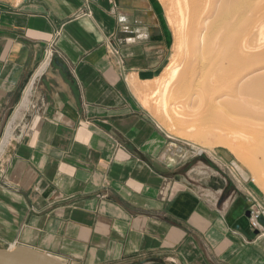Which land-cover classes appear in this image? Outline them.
Here are the masks:
<instances>
[{"label": "crops", "instance_id": "obj_1", "mask_svg": "<svg viewBox=\"0 0 264 264\" xmlns=\"http://www.w3.org/2000/svg\"><path fill=\"white\" fill-rule=\"evenodd\" d=\"M167 54L150 0H0V144L19 116L0 151V249L66 264H264L242 175L185 156L137 97Z\"/></svg>", "mask_w": 264, "mask_h": 264}, {"label": "bare ground", "instance_id": "obj_2", "mask_svg": "<svg viewBox=\"0 0 264 264\" xmlns=\"http://www.w3.org/2000/svg\"><path fill=\"white\" fill-rule=\"evenodd\" d=\"M182 4L188 25L195 29L192 49L197 61L170 95L169 103L176 110L196 108L192 114L180 112V122L195 130L196 138L206 137L208 124L218 133L230 124L243 123L249 132L263 129L264 0H182ZM243 10L249 16L244 22ZM171 70L172 80L176 67ZM33 84L26 89L20 108L30 103ZM18 117L17 112L8 124L0 151L12 137Z\"/></svg>", "mask_w": 264, "mask_h": 264}, {"label": "rangeland", "instance_id": "obj_3", "mask_svg": "<svg viewBox=\"0 0 264 264\" xmlns=\"http://www.w3.org/2000/svg\"><path fill=\"white\" fill-rule=\"evenodd\" d=\"M150 1L155 6L156 11L161 16L162 24L167 29L168 54L162 73L152 81L144 83L138 92L137 97L141 105L170 139L183 145L185 156L200 158L206 154L214 155L217 159L225 160L228 167L238 177L242 175L243 186L251 192V195L248 196V211L254 207L264 216V128L249 132L243 123L230 124L221 130V133H218L215 131L214 125L208 124L207 129H205L207 131L206 137L196 138L193 134L195 130L193 131L191 127L180 122L181 113L192 114L194 111L196 112V108H179L180 110H176L169 103L171 101L169 99L172 92L179 89L183 79L190 75L192 65L197 61V56L192 49L195 29L188 25L190 21H187L188 13L182 4V0ZM245 12L243 10V22L249 17ZM183 22L185 23L183 24ZM174 67H176V72L171 80L170 72ZM244 98L247 99V95ZM171 106L172 109H169ZM18 121L15 122L12 136L18 133V128L16 129ZM195 125L198 126L199 123ZM210 131L215 134L213 135L212 132L208 134ZM219 139L221 142H218Z\"/></svg>", "mask_w": 264, "mask_h": 264}, {"label": "water", "instance_id": "obj_4", "mask_svg": "<svg viewBox=\"0 0 264 264\" xmlns=\"http://www.w3.org/2000/svg\"><path fill=\"white\" fill-rule=\"evenodd\" d=\"M249 211L246 212V216ZM264 224V219L260 218ZM256 234L257 231H254ZM0 264H66L40 250L26 246H17L13 249H0Z\"/></svg>", "mask_w": 264, "mask_h": 264}, {"label": "built area", "instance_id": "obj_5", "mask_svg": "<svg viewBox=\"0 0 264 264\" xmlns=\"http://www.w3.org/2000/svg\"><path fill=\"white\" fill-rule=\"evenodd\" d=\"M51 55L52 52L49 51L48 53L49 59L51 58L50 57ZM260 218L264 219V216L257 208L252 207L249 209V215H248L249 227L253 232L257 231L256 235L264 234V224L261 223Z\"/></svg>", "mask_w": 264, "mask_h": 264}]
</instances>
